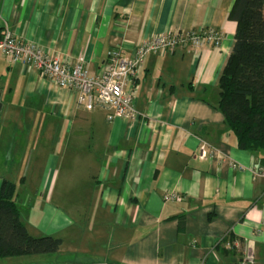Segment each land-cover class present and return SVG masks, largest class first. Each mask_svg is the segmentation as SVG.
<instances>
[{"label":"crops","instance_id":"obj_1","mask_svg":"<svg viewBox=\"0 0 264 264\" xmlns=\"http://www.w3.org/2000/svg\"><path fill=\"white\" fill-rule=\"evenodd\" d=\"M233 2L0 0V29L92 74L109 50L129 56L156 34L221 33L218 48L144 56L130 87L135 122L78 106L74 92L0 54V187L13 182L17 200L28 176L37 182L28 208L35 231L24 225L62 240L43 264H264V177L253 174L264 151L238 148L217 108ZM201 140L211 150L203 159ZM76 181L88 208L74 209ZM69 212H89L87 225Z\"/></svg>","mask_w":264,"mask_h":264},{"label":"trees","instance_id":"obj_2","mask_svg":"<svg viewBox=\"0 0 264 264\" xmlns=\"http://www.w3.org/2000/svg\"><path fill=\"white\" fill-rule=\"evenodd\" d=\"M264 0H234V42L218 79L217 108L238 148L264 151ZM15 184L0 187V257L55 253L62 240L33 236L20 220ZM180 219L179 228H183ZM231 249V248H230Z\"/></svg>","mask_w":264,"mask_h":264},{"label":"built area","instance_id":"obj_3","mask_svg":"<svg viewBox=\"0 0 264 264\" xmlns=\"http://www.w3.org/2000/svg\"><path fill=\"white\" fill-rule=\"evenodd\" d=\"M220 42L221 33L210 27L156 34L138 42L129 56L118 48L109 50L101 72L92 74L81 61H65L32 41L18 38L7 28L0 29V54L9 56L23 67L36 70L57 87L74 92L78 106L86 110H104L108 121L124 118L135 122L139 118L136 96L130 87L146 54L185 48L198 49L203 45L218 48ZM208 148L206 142L201 140L198 146L199 158L203 159L211 153ZM253 174L264 177V166H258ZM249 262L251 260L248 257L240 264Z\"/></svg>","mask_w":264,"mask_h":264},{"label":"rangeland","instance_id":"obj_4","mask_svg":"<svg viewBox=\"0 0 264 264\" xmlns=\"http://www.w3.org/2000/svg\"><path fill=\"white\" fill-rule=\"evenodd\" d=\"M263 11H264V5H263ZM29 162V159H27V163ZM30 165L29 168H33L32 172L37 170V165L38 164H34L33 160H30ZM35 165V166H34ZM27 167V165H26ZM75 170H79L81 169V167L79 166H75ZM30 173V172H29ZM77 174H81L80 172L76 173ZM24 184L21 186V197H18L16 203L18 205V207H20L21 209V219L23 221V223H25L29 229L34 232V223H35V217H32V214H30V210L28 208L33 207L32 204H30V200L33 199V192L35 190V186L37 184V182L34 181L33 178H31V176L27 177L26 180H24L23 182ZM79 183V181H76V185ZM80 185H77V189H76V193H75V197L73 198L75 201V206L74 209L78 210L80 209V207H85L88 208L89 205V199L90 198H86V197H82L80 196L81 193V188L79 187ZM32 194V196H31ZM31 197V198H30ZM20 199H24L23 202H21ZM29 199V200H28ZM58 202L57 198H53V203ZM59 203V202H58ZM20 205V206H19ZM62 207H64V209H68L67 206L61 204ZM79 206V207H78ZM32 212V210H31ZM70 215H74V220L76 222V224L79 226V228L82 230V226L87 225V220L85 218V216H89V212L87 213H80L77 214L75 212H69ZM38 224V222L36 223V225ZM50 254L52 253H42V254H26V255H19V256H5V257H0V264H43L46 262L50 261Z\"/></svg>","mask_w":264,"mask_h":264}]
</instances>
